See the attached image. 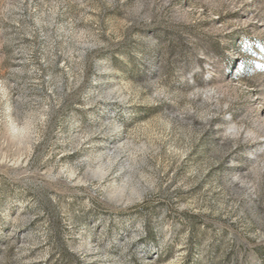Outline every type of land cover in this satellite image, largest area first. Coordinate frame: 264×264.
Wrapping results in <instances>:
<instances>
[{"label": "rangeland", "instance_id": "374dc122", "mask_svg": "<svg viewBox=\"0 0 264 264\" xmlns=\"http://www.w3.org/2000/svg\"><path fill=\"white\" fill-rule=\"evenodd\" d=\"M0 264H264V0H0Z\"/></svg>", "mask_w": 264, "mask_h": 264}]
</instances>
